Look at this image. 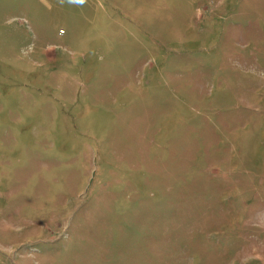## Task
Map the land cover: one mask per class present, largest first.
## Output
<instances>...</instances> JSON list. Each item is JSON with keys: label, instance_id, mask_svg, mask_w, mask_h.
Returning <instances> with one entry per match:
<instances>
[{"label": "rangeland", "instance_id": "obj_1", "mask_svg": "<svg viewBox=\"0 0 264 264\" xmlns=\"http://www.w3.org/2000/svg\"><path fill=\"white\" fill-rule=\"evenodd\" d=\"M0 264H264V0H0Z\"/></svg>", "mask_w": 264, "mask_h": 264}]
</instances>
